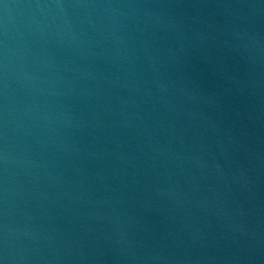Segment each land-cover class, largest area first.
Segmentation results:
<instances>
[{
	"label": "water",
	"instance_id": "1",
	"mask_svg": "<svg viewBox=\"0 0 264 264\" xmlns=\"http://www.w3.org/2000/svg\"><path fill=\"white\" fill-rule=\"evenodd\" d=\"M3 264H264V0H0Z\"/></svg>",
	"mask_w": 264,
	"mask_h": 264
},
{
	"label": "clouds",
	"instance_id": "2",
	"mask_svg": "<svg viewBox=\"0 0 264 264\" xmlns=\"http://www.w3.org/2000/svg\"><path fill=\"white\" fill-rule=\"evenodd\" d=\"M0 264H3V262H2V261H0Z\"/></svg>",
	"mask_w": 264,
	"mask_h": 264
}]
</instances>
